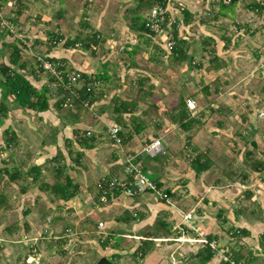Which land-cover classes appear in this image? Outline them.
I'll return each instance as SVG.
<instances>
[{
  "label": "crops",
  "instance_id": "1",
  "mask_svg": "<svg viewBox=\"0 0 264 264\" xmlns=\"http://www.w3.org/2000/svg\"><path fill=\"white\" fill-rule=\"evenodd\" d=\"M108 1L104 0L103 2L102 0L101 3ZM164 1L170 18L169 28L175 24L178 40L181 41L180 49L184 54L180 55V60L175 59L177 54H171L163 59L164 49L160 38L156 35L146 34L138 28L137 24L133 23L136 18L129 15V11L132 10L138 15L140 22L144 21L143 15L138 13L139 9L137 8L142 0H125L121 18L126 20L127 26L125 32L120 33L118 39L113 34V30L110 32L112 36L108 35L106 38L104 34L96 32L79 41L82 43L85 40L86 44L94 45L98 49L103 45L105 47L104 43L107 42L109 47L105 50L101 49L102 56L98 60L102 65L101 68L96 67L95 64L92 65L84 53L85 51L95 57L97 52L89 48H80L83 52L77 49L73 51V48L67 47L69 45L67 43L71 40L67 37L62 38V27L61 33L54 32L59 37L55 43L49 40L50 33L53 31L46 33L47 39L43 38V34L40 36L34 32L33 34H24L31 49V54L27 52L28 54H22L21 57V62L26 64V78L37 90L43 87L49 90L47 93L49 110L42 113L29 112L35 114L39 121L43 118V123L46 121L45 115L52 112V114H48V118L52 121L53 118L62 120V126L56 128L54 123L51 124L50 134L48 132L41 139L42 145L47 147L46 152L41 153L36 147V160L31 162L30 167L26 169L23 160H30L32 157L28 153H23L21 158L25 159L13 155H16V151L19 150L21 141L28 143L26 133L30 131L24 126L23 111L29 112L19 108L11 109L6 120L7 125L5 126V122L0 128V144L4 145V147H0V165L7 168L15 167L23 172H27L31 167L40 168L42 175L40 179L53 183L55 174L53 167L59 164L63 167L64 175H67L73 182L75 181L74 183L79 187L78 194L74 198L69 201H61L55 200L54 196L48 192H41L37 187L40 184L39 180L35 185L32 183L31 177L24 176V180L10 183V185L17 186L21 197L26 198L30 194L33 196L32 202H29L27 207L29 214L31 207L36 209L44 203L47 210L44 213L51 212V216L55 219L53 221L51 217H48L46 220L47 231L43 234L44 237L40 234L39 241L44 245L42 254L39 249L37 251L41 254V264H49L50 259L56 258L46 257L49 255V250L52 254H56L55 246L57 244L49 246L51 240H54L53 242L57 240L51 234V229L55 227L57 230L56 222L64 220L72 224L68 229V225L66 226V234L72 232L70 228L78 225L80 226L78 235L82 231L84 232V242H86L88 234L85 225L91 224L96 227L97 237L95 240L99 247L95 249V254L86 251L85 254L68 252L64 253L65 255L59 254V256L70 257L69 255L72 254L71 257H81V260L86 261L88 259L85 257H97L98 259L113 257L116 264H170L171 257H175L177 264H199L197 251L200 250V247H189L187 244L180 245L173 241L181 231H185V222L180 211L191 213L193 218L189 224L196 227L206 238L216 241L221 250H229L239 257V261L246 264H264V151L258 154L253 153L256 142L248 141L246 137L247 130H250L252 136H256L257 133H262L263 129L256 131L255 128L253 130L252 126L246 124V116L241 115L242 111L238 112V109L242 110L240 107L242 101L237 99L239 96L233 91L235 83L225 77L230 76V71L240 67L239 62L243 61L242 54L245 50L251 49V44L256 46V40L264 38L261 32L256 34L250 32L251 26L243 23L250 19L248 21H256L260 27L264 25V14L259 13L257 9V11L252 9L254 4L261 6L264 0H255L251 4L243 0L234 4L225 3V0ZM111 4H114V1ZM223 5L224 10H222ZM18 6L20 5L18 4ZM213 7L219 8L212 16L213 20L211 21L208 16H211ZM150 8L147 9L150 10ZM183 11L189 13L187 24L183 23ZM15 22L18 23L16 15ZM221 22H233L239 27L233 31L229 29L228 36H226L222 31L225 26L217 27L215 25V23ZM241 23L245 24L244 28L240 25ZM89 25L87 24V26ZM236 30L242 32L235 33ZM92 37L97 39L96 44L90 40ZM7 38L9 37L4 38L5 42ZM225 38L228 41L227 46ZM211 39L213 40L212 44ZM60 41H63L64 44H60ZM5 44L7 43H1L0 50L7 51L11 47L12 51L13 40L12 43H8L9 45L5 46ZM244 45L245 47L241 48ZM75 52H78L79 55L75 56ZM32 54L43 55L52 63L62 65L61 68L67 73L78 71L84 74L86 79H96L97 87L94 89L90 104L93 108L91 110L81 108L82 112L80 113L73 109L70 112L71 115H68L67 111L65 114H61L62 108L56 109L59 102L63 103L62 107H67L69 102L74 103V101L72 97H65V92L62 94L56 90L52 94L51 86L53 87L55 84V79L50 74L43 72L42 69L38 71L39 67ZM121 54L124 58L121 57ZM261 54L264 55L262 52ZM105 55L107 58L116 55L120 60H123L122 66L125 70L123 75H117L115 71L109 70ZM137 55H141L145 59L143 67L153 66L152 70L156 74H153L154 71H151L152 73L145 71L146 76L135 82L133 79L135 77L129 78L132 76L129 67L138 71L134 62V57ZM184 55L186 58L183 60ZM262 55L258 61L263 59ZM254 56L258 57L255 52ZM247 57L250 58L248 55ZM103 58H105V62H103ZM3 63L6 64V60ZM224 73L226 80L224 84L228 85L226 91L220 89L222 84L220 78ZM146 84L149 88L145 86ZM157 84L165 88L159 92L155 89ZM55 86L60 87L57 84ZM104 87H113L114 89L108 94ZM158 92L159 96L153 98L152 101L155 102V105L150 106V111L137 109L144 100V103L148 105L149 100L147 99ZM183 93L186 95H182ZM174 96L176 97L174 98ZM121 98H124V101H120ZM171 98L177 99L178 102L180 100L185 102L186 99L195 101L196 110L194 112L185 111L196 120L194 126L188 131L183 130L177 122L171 120L177 114V105L171 109L169 116L163 114L165 111L163 108H166L164 102ZM8 99L11 102L10 98ZM120 102L128 103L127 106L132 110L122 116V124L118 125L122 144L116 146L111 141L107 128L117 125L115 123L117 115H115L114 109L119 106ZM96 110L103 113L99 115ZM91 115L95 118V125L92 123V119H89L92 117ZM14 116H18L16 118L17 122L21 123L20 128L12 125ZM136 125L143 128L138 134L135 132ZM43 127L46 126L43 125ZM241 127L246 130L239 132L238 128L242 129ZM30 128L36 136L40 137L41 128L37 123H34V126ZM6 129L15 136V141L12 142L13 146L5 147L3 136L6 137V134L4 135L3 131ZM79 132L82 133L79 136L83 135V138H89L85 133H90L92 148H86L85 142L79 144L76 142ZM156 139L161 140L163 153L155 156L143 153L145 145ZM73 150L76 151L75 158H72L74 157L71 154ZM127 153L136 156V161L141 165L143 171L146 169L156 175L157 178L154 181L161 188L170 192L174 207L158 202L150 194L132 198L117 194L106 204L99 202L97 181L103 176H120L123 169L121 164ZM56 154L63 157V159L59 158L57 164L50 161ZM199 156L204 161L203 165L206 170L197 175L192 168V161ZM157 158L163 161L160 162ZM184 158L187 159V165ZM223 163L228 169H222V171L226 173L225 170H228V173L221 177L216 172ZM86 181H90L91 184ZM29 182L30 185H28ZM7 183H9L8 180ZM22 186L27 188L25 193L21 192ZM97 223H103V227L99 228ZM28 227L30 230L28 232H32L35 224L30 223ZM236 230L239 232L238 235L235 234ZM187 235L195 236L190 232H187ZM65 238L67 237L60 241L66 246L68 240ZM141 245H147V254L143 259L133 258L139 256L135 252ZM86 246L84 244L82 247ZM63 257L57 258L63 259ZM42 260H44L43 263ZM67 262L75 263L71 259H68ZM206 264L222 263L219 256L213 255Z\"/></svg>",
  "mask_w": 264,
  "mask_h": 264
},
{
  "label": "rangeland",
  "instance_id": "2",
  "mask_svg": "<svg viewBox=\"0 0 264 264\" xmlns=\"http://www.w3.org/2000/svg\"><path fill=\"white\" fill-rule=\"evenodd\" d=\"M89 1L88 0H19L18 1L19 3H17V5L19 4L20 6H18V8L16 7L18 11H20V15L18 17L16 16L17 21H18L17 24H19L18 33L23 37L24 34L26 35L30 33L33 34L34 32L36 35H40V36L43 34V38L45 37L44 39H47L46 33L50 31L60 32L61 27H62L63 37L62 36L61 37L70 38L71 41H74L76 39L77 41L75 43L78 44V47L77 48L75 47V48L78 51H82L80 49L81 46H79L81 42L79 41L81 39H85L87 35H91L92 33L97 32L102 35L104 34L106 38V36L108 35L112 36L110 32L114 30L113 34L115 35L116 39H118V36H120V33L125 32L126 26H127L126 20L125 19L123 20V18H121L122 11L124 10L123 6L125 5V0H109L106 3H101L102 0H89ZM112 1H114V4H111ZM238 1H241V0H235L234 3ZM243 1H246L251 4L255 0H243ZM230 3L232 4L233 0H231L229 4ZM146 4L143 9H140L138 11V13L140 12L143 15V17L146 16L149 10L147 9ZM216 8L215 7L211 8V16H208L209 18H211V21L213 20L212 16L214 15V13H216L219 7L217 9ZM224 9L225 7L223 5L222 10ZM129 12H130L129 15L133 17L138 16L136 13H134L133 10ZM218 18L223 20L221 17H218ZM20 19L22 20L20 21ZM248 20L250 19H247L243 23L249 24L251 26L250 32H254L255 34L258 32H261L264 35V25L261 26L262 27L261 28L259 26L260 24L257 23L256 21L250 22ZM87 24H90V25L87 26ZM129 24H131V22H129ZM245 24L241 23L240 25H242V28H244L243 25ZM215 25L217 27L225 26L224 30L222 31L224 32V35L226 36H228L227 34L229 32V29H232L231 31H233V29H237L239 27L233 22H230V23L221 22V23H215ZM24 30H27V32L26 31L24 32ZM236 32H242V31L236 30L235 33ZM4 38L5 37H3L2 39L0 38V45L2 42L7 43V44L12 43V40H13L12 38H7L6 42ZM107 40H108V37H107ZM156 41L157 40H155V43H157ZM59 43L64 44L63 41H60ZM7 44H5V46H7ZM104 44H105V47L103 45L102 48L99 47V49L95 48L94 45L92 46V50L97 52V55L95 57L91 55L90 53H87L84 51L87 58L92 62V65L95 64L96 67L99 66L101 68L102 66L101 63L98 62V60H100L102 56L101 49L105 50L109 47L107 42H105ZM255 45L256 46H253L251 44V49H247V51L245 50V52L242 54L243 61L239 62L240 67H238L237 70H234L232 72L230 71L229 72L230 76H225L226 72L224 73L223 76H221L220 81L222 84L220 85V89L222 91L223 90L226 91V88L228 87V85L224 84L226 82L224 76L230 78V80L233 83H235V85L233 84L234 85L233 91H235L238 94L239 97H237V99H239V101H242L240 103V107L242 108V110L238 109V112L242 111L241 115L243 114L242 116H246V120H247L246 124L252 126L253 130L254 128L256 129V131L263 129L262 133H257L256 135L257 138L256 136H252V134L250 133V130H247V133H246V137L248 141L253 140L256 142V148L253 150V153L258 154L264 151V64L262 65V67H260L259 61H258L259 57L262 55L261 52L263 53L264 38L256 40ZM243 47H245V45L242 46L241 48ZM73 51L75 50L73 49ZM254 52L256 55H258V57L254 56ZM10 53H11V47L8 48L7 51L0 50V65L3 61L5 60L6 62L8 61ZM74 55L78 56L79 53L75 52ZM247 55L250 57L249 59ZM121 57L124 58L122 54H121ZM105 58H107V55H105ZM105 58H103V62H105ZM122 61L123 60L119 59V56L114 55L111 57L108 56L106 63L109 65L110 71H115L117 75H120V74L123 75L125 70L123 69ZM134 62L137 65L136 68L138 71H136L133 67H129L130 69L129 72L132 75L129 78L135 77L133 78L135 79V82H137L138 79H141L146 76L145 71L149 73H152L154 71L152 70L154 69V67L151 65H148L145 68L143 67L145 65V59L141 55H137L136 57H134ZM154 73L156 74L155 71L153 72V74ZM93 83H94L93 87L95 89L97 87L95 79ZM83 85L84 83L80 82L77 85V87H81ZM147 85L148 84H146L145 86ZM211 87L213 86L211 85ZM147 88H149V86H147ZM162 88H165V87L159 84L155 86V89H157L159 92ZM94 89L92 90L93 91L92 97L94 95ZM104 89H106V91H108V94H109V91H112L114 88L104 87ZM55 91H56V88L52 90V94H54ZM159 92L154 93L153 96L147 99L149 100L148 105L144 103L145 101L144 100L141 102V106H139L137 109L150 111V108L155 105V102H153L152 100L153 98H158ZM226 94L228 93L226 92ZM182 95H186V93H183ZM240 96L242 97L240 98ZM175 97L176 96H174V98ZM119 100L124 101V98H121ZM0 101H1V95H0ZM177 104H178L177 99L173 100V98H171L170 100H166V102H164V105L166 108H163L165 109L163 114H166L167 116H169L171 109H173ZM81 108L85 110L86 107L84 106L82 107V105L79 103L69 102L67 107H62V110L60 111V113L65 114L67 111L68 115H71L70 112L73 109L77 110L78 113H80L82 112ZM92 108L93 107H90V109ZM158 109H161V107L160 108L158 107ZM96 111L98 112L99 115L103 113V112H100V110H96ZM23 112H24V117H23L24 126H26L30 131V132L26 131L28 132L26 133L28 143H24L21 141L19 150H17L16 155H13V156L21 158L23 157V153H28L32 158L30 160H23L25 162V168L27 169L28 167H30L31 162H34V160H36L35 158V156H37L35 155L36 147L39 148L41 153L46 152L47 147L42 145L41 139L47 135L49 130H51V124L54 123L56 128H60L62 126V120H57L53 118V121H52L50 118H48V114H52V112H49L45 115L46 121L45 123H43L44 122L43 118L41 121H39L35 114L30 113L29 111H28L29 113H26L25 111ZM16 117L15 116L13 117L12 125H15L16 128H20L21 123L17 122L18 119ZM89 119H92L93 121L92 123L94 125L96 124L94 122L95 118H93V116L89 117ZM34 123H37L41 128L40 137L36 136L33 133V131H31L30 127L34 126ZM47 124H49L50 126H48ZM6 125H7V122L5 126ZM43 125H45L46 127L44 128ZM244 127H246V125H244ZM241 128L242 129L238 128L239 132H243V130H246L243 127ZM0 145H1L0 147H4L3 144H0ZM74 149L76 148L74 147ZM71 154H73L74 156L72 158L76 157L75 150H73ZM21 159H25V158H21ZM183 160L185 164L187 165V161H186L187 159L184 158ZM158 161L161 162L163 160L158 159ZM73 164L72 165L75 166V163ZM221 166L222 167L216 173L218 176L220 175L221 177L226 176L228 173V170H225L226 173H223L222 169H228V167H226L224 163ZM143 172L151 180H155L157 178L155 174L149 172L146 169ZM0 182H2L0 183V186H1L0 197L3 198L5 202L2 206H0V264H26V263L30 264L31 263L30 260L25 263L24 261L25 256L29 255L34 250L37 252L38 249L42 254L44 245L42 242L39 241L41 239L40 234L43 235L47 231V226H46L47 218L51 217L53 221L55 219L51 216L50 214L51 212L44 213L47 211L45 207L46 204L44 203H42V205L38 206V208L36 209H34V207H31V212L29 215L21 216V213L27 209L28 203L32 202L33 196L30 194V196L26 198L21 197V193L18 191L17 186L15 184L10 185V183H7V180L4 177L1 178ZM86 182L88 184H91L90 181H86ZM30 184L31 183L29 182L28 185ZM213 211H216V210H213ZM25 222L27 224L29 222L35 224V227L32 229V232H27V233L22 232V225ZM73 224H75V222H73ZM99 224L100 223H97L98 227L100 228ZM101 225L103 227V223H101ZM66 226H67V229L68 227L72 226L71 222L65 221V220L59 223L56 222V228L58 229L55 230V227L51 229V234L55 237V239L57 238L56 241H58V238L60 241L64 237H67L65 239L68 240V242L66 246L56 245L55 246L56 254L55 253L52 254L50 252L51 250H49V255L46 257H56L55 259H52V260L50 259L49 264H54V263L72 264L70 262L69 263L67 262L68 259L74 260L75 261L74 264H96V262L100 258L98 259L97 257H85L88 259L86 261L83 259L81 260V257H71L72 254L69 255L70 257L59 256V254H61V250H63L66 254L68 252L74 253V254H79L82 252L81 254H85L86 251H88L89 253L92 252V254H95V249L99 247L98 246L99 244H97L95 240L97 237L95 233L96 227L92 226L91 224H87V226L85 225L86 230L88 231L87 232L88 234L87 235L85 234L87 236V240L86 242H84L85 240L84 239L85 236L83 235L84 232L82 231V233L78 235V232L80 231V226L75 225L76 228H74L75 226L70 228L72 229L71 230L72 232H70L69 234H66V230H67ZM99 233H102V232H99ZM37 239H38V242H37ZM36 242L37 244L34 246ZM84 244H86L87 246L82 247ZM227 252L230 254L232 260L237 261V259H235L234 257V253H231L229 250H227ZM57 257H63V259H58ZM34 260L36 261V259ZM62 260L63 262H61ZM43 261L44 260H42V263ZM39 264H41V261L39 262Z\"/></svg>",
  "mask_w": 264,
  "mask_h": 264
},
{
  "label": "trees",
  "instance_id": "3",
  "mask_svg": "<svg viewBox=\"0 0 264 264\" xmlns=\"http://www.w3.org/2000/svg\"><path fill=\"white\" fill-rule=\"evenodd\" d=\"M233 0V3L234 4ZM140 2V1H139ZM155 2H159L163 7L166 5L164 0H142V3H139L138 5V9H143L145 4L147 6V8H150V6H153ZM19 3V2H18ZM141 6V7H140ZM223 7V6H222ZM18 8V7H17ZM15 9L14 13L16 16L20 15V12L18 11V9ZM254 10H258L259 13H264V6H259L258 4H254L253 8ZM183 15H184V19H183V23L187 24L189 22L188 16L189 13L187 11H183ZM135 22H133L135 25H138V28L141 29L143 32H145L146 34H150L148 29L145 28L144 25V21L139 20V17H135ZM139 22V23H138ZM166 29V26L164 25V27ZM170 33L173 37V39L176 41L175 43V47L173 49L172 54L176 55L177 57L175 59H179L181 58L180 55H182L183 51L180 49V40H178L177 37V31H176V27L175 24H172L170 27ZM153 35V34H150ZM51 38L49 39L50 41H55L56 39H59L58 35L54 32L50 33ZM227 38H225V45L227 46L228 41L226 40ZM90 40H92V42L94 44H96L97 39L95 37H92ZM77 40L75 39L74 41H69L67 44V47L69 46V48H75L76 42ZM212 39H211V44H212ZM85 40L82 41V43H80L81 48L86 49L89 48L90 50H92V46H89L88 44H84ZM35 44V43H34ZM23 47V46H22ZM22 48L20 45L19 40L15 39L14 41V45L12 47V51L9 55V59L7 61V65L5 63H1L0 65V95H1V101H0V128L5 124L6 120L8 119V115L11 109L13 108H19L22 110H28L30 112H34V113H42V112H46L49 110V98H48V89L45 87L41 88L40 90H37L33 84L26 78L27 76V72H26V64L24 62H21V52ZM93 51V50H92ZM184 54V53H183ZM212 55V54H211ZM184 58H186V55L183 56V60ZM212 60V59H211ZM40 68H38L39 71ZM81 74V73H80ZM82 80L81 82L84 83L83 86L80 87L79 89V94H80V99H75L72 97L74 103H79L81 104V102L83 100H88L89 104H91L92 102V90L94 89L93 85V81L94 78L92 79H86V76L84 74H81ZM96 81V79H95ZM90 92L87 93L86 92V87H90ZM56 90H58L59 92H65L64 95H66L65 97L69 96L71 97V95L65 91L62 87H55ZM64 90H62V89ZM63 94V93H62ZM11 100V102L9 101V99ZM61 102H59V104L57 105L56 109H61ZM127 105H129L126 102H120L119 106L117 108L114 109L116 118H115V123L118 125L122 124V116L126 113H129V111H131L132 109H130V107H128ZM176 110H177V114L172 117V121L173 122H177L180 127L185 130L188 131L189 129H191V127L194 126L196 120L193 119L191 116H189L188 113H185V111L188 110V108L186 107V104L183 100H180L176 106ZM143 128L140 127V125H136L135 128V132L136 134H138ZM3 134H6V137L3 136L4 139V144L5 147L7 146H13L12 142L14 139V134L11 132H8V129L3 131ZM82 133H77V138L76 142L79 144L81 142H85V147L90 149L93 147L92 145V138L89 136V138H83V135H80ZM86 134V133H85ZM120 137H121V133H120ZM12 144V145H10ZM78 155V153H77ZM59 158L63 159L62 156H60L59 154H56L52 159H50V161L54 162L55 164L59 163ZM204 161H202V158L199 156L198 158H195V160L192 161V168L195 170V173L198 175V173H201L202 171H205L206 168L203 165ZM53 167V166H52ZM54 169V181L53 183H48L45 182L43 180L40 179V177L42 176L40 173V168H36V167H31L27 172H23L22 170H19L18 168L12 167V168H7L5 166L1 167L0 165V180L1 178H6L8 180L9 183H13L15 181L18 180H24V176H28L32 178V183H34L36 185V182L39 180L40 184L37 185L38 189L43 192H48L51 195L54 196L55 200H61V201H69L72 198H74L77 194H78V186L77 184H75L72 179H70L67 175H64L63 173V167L59 166V164L56 165V167H53ZM53 177V176H52ZM59 177L60 179L57 180L56 178ZM2 183V182H0ZM1 189V186H0ZM27 191V188L25 186H22L21 192L25 193ZM166 192L168 194H170V192L168 190H166ZM4 199L0 197V206H2L4 204ZM162 203V202H161ZM102 204V203H101ZM29 214V209L24 210L21 213V216H26ZM23 224V223H22ZM29 231V227L28 224L25 222L22 225V232L27 233ZM44 237V235L42 236ZM211 240V238H209ZM46 241V240H45ZM44 241V242H45ZM54 240H51V242L49 243L51 245L54 246V244L56 243L57 246H63L64 243L62 241H56L53 242ZM145 244V243H144ZM103 246V245H102ZM106 246V245H104ZM147 245H141L139 246V248L137 249V251L135 252V254H138V257H133V258H139V259H143L144 256L147 254L148 251V247H146ZM113 247V246H112ZM65 252L63 250H61V254H64ZM134 254V253H133ZM134 254V255H135ZM213 257V253L211 251V249L208 246H204L201 247L200 250L197 251V259L199 261V264H206L208 261H210ZM235 259H237V261L239 260V257L236 256L234 254ZM41 260V258H40ZM96 264H116V262L114 261L113 257L107 258V257H101Z\"/></svg>",
  "mask_w": 264,
  "mask_h": 264
},
{
  "label": "built area",
  "instance_id": "4",
  "mask_svg": "<svg viewBox=\"0 0 264 264\" xmlns=\"http://www.w3.org/2000/svg\"><path fill=\"white\" fill-rule=\"evenodd\" d=\"M19 0H0V38L9 37L14 41L19 40L21 45L20 54H31V49L26 42L25 37L18 33V25L15 22V9ZM230 0H225V3H229ZM264 6V3L261 4ZM257 11V10H256ZM170 18L168 17L167 6L164 7L159 3L155 2L150 8L146 16L144 17L145 28L148 29L150 34L156 35L160 38L163 44L164 54L163 59H166L172 54L173 48L175 47V40L170 33ZM164 25L166 29L163 28ZM163 37V39H162ZM55 43V41H53ZM23 46V47H22ZM80 46V45H79ZM78 47V44L75 45ZM28 52V53H27ZM264 53V47H263ZM34 61L37 63L38 67L42 69L43 72L50 74L55 79V84L51 89H55V85H59L65 91H67L71 97L75 99H80L79 89L77 85L83 81L80 72H65L61 67L62 65L52 63L47 57L43 55L32 54ZM264 64L263 59L259 61V66L262 67ZM86 92H90V87H86ZM81 104L87 109L91 110V105L88 100H83ZM186 107L189 111L194 112L196 110L195 101L193 99L185 100ZM107 133L116 146H121L120 137V127L117 125H111L107 128ZM86 136L89 137L90 133L87 132ZM163 144L160 139L153 140L151 143L145 145L143 148V153L149 156H155L159 153H163ZM122 173L120 176L111 175L103 176L99 178L96 183V188L98 191V200L102 204H106L114 196L123 195L128 198L139 197L144 194L152 195L158 202H162L170 207H174V204L170 198V195L165 189L161 188L154 180H151L144 172L141 165L136 161V156L130 153L125 154L124 160L122 161ZM183 221L185 222V231H181L178 237L174 238L173 241L179 243L180 245L187 244L189 247L198 246L204 247L208 246L213 255L219 256L220 262L222 264H246L242 261H234L231 259L230 254L227 250H221L216 241L209 240L204 235L197 230L189 222L192 220L193 216L191 213H183ZM102 227L101 223L99 224ZM187 232L195 234L194 237L187 235ZM235 234L238 235L239 232L236 230ZM233 235V234H230ZM41 255L35 250L24 258L25 263L29 260L30 264H39ZM36 259V261L34 260ZM27 264V263H26ZM170 264H177L176 258L171 257Z\"/></svg>",
  "mask_w": 264,
  "mask_h": 264
},
{
  "label": "clouds",
  "instance_id": "5",
  "mask_svg": "<svg viewBox=\"0 0 264 264\" xmlns=\"http://www.w3.org/2000/svg\"><path fill=\"white\" fill-rule=\"evenodd\" d=\"M13 42H14V40H13ZM3 43V42H2ZM1 46V45H0ZM74 49H76V48H74ZM41 258V257H40Z\"/></svg>",
  "mask_w": 264,
  "mask_h": 264
}]
</instances>
